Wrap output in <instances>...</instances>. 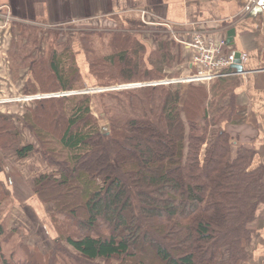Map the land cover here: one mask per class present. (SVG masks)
<instances>
[{"label":"trees","instance_id":"16d2710c","mask_svg":"<svg viewBox=\"0 0 264 264\" xmlns=\"http://www.w3.org/2000/svg\"><path fill=\"white\" fill-rule=\"evenodd\" d=\"M39 32L21 27L19 34L38 46ZM135 39L115 34L106 56L86 46L90 75L107 86L156 78L170 67L173 43H159L144 60L145 48ZM58 46L49 47L48 62H33L32 92L80 89L72 50ZM233 81L189 86L184 101L179 85L123 90L106 106V132L94 120L86 92L37 100L23 121L42 159L56 169L36 179L34 193L43 203L54 202L64 218L58 238L89 262H247L251 225L264 206V164L255 163L252 146L221 128L235 125ZM10 130L12 123L0 117L2 153L16 143ZM33 151L28 145L15 154L24 159ZM9 236L0 227V264H38L7 257L2 248Z\"/></svg>","mask_w":264,"mask_h":264},{"label":"crops","instance_id":"0c3cea01","mask_svg":"<svg viewBox=\"0 0 264 264\" xmlns=\"http://www.w3.org/2000/svg\"><path fill=\"white\" fill-rule=\"evenodd\" d=\"M74 18L97 29H120L133 22L141 27H166L179 44L180 61L188 60L187 72L192 52L184 44L195 32L214 40L224 39L227 50L242 67L235 88L229 92L234 97L232 120L255 134L251 140L239 141L252 146L256 164H264V0H0V117L12 123L10 134L16 137L13 150L0 152V212L13 219L8 228L17 219L13 213L20 205L35 208L31 189L36 165L41 167L42 160L38 154L35 157V150L22 160L15 151L28 145L36 147L30 127L23 121L35 101L25 98L36 93L46 95L30 89L34 84L32 64L50 58L49 46L28 44L20 37V28L32 27L29 24L40 30L63 28ZM76 59L78 63L83 61L80 54ZM37 170L49 172L45 168ZM15 195L25 197L19 201ZM252 227L255 236L243 264H264V206Z\"/></svg>","mask_w":264,"mask_h":264},{"label":"rangeland","instance_id":"374dc122","mask_svg":"<svg viewBox=\"0 0 264 264\" xmlns=\"http://www.w3.org/2000/svg\"><path fill=\"white\" fill-rule=\"evenodd\" d=\"M133 24L126 25L125 28L115 29V28H95L90 25L81 24V20L79 19H71L63 28H49V29H41V33L37 35V41L40 43L47 44L49 47L61 46V49H71L75 58L76 66L79 72V82H80V89L64 92L60 90H54L52 93L46 94L45 96H51L59 93H67V96L75 95L78 93H87L92 97L91 99V111L94 120L96 121L98 127L103 132L107 131L108 127V117L109 114L107 113V105L112 102L111 98L115 97V94L122 92L123 90L129 89H120V90H113L118 87H128L130 85H143L148 82H157L162 80H179L183 78V76L187 75L188 72L185 71L186 68V59L184 61L181 56H179V50L177 47L176 41H174V36L172 32L167 29L166 27H141L139 23L133 22ZM68 25V26H67ZM29 26L35 27L36 29L39 28L37 25L29 24ZM170 31V34L167 32ZM131 31V32H129ZM47 32L51 34H47ZM130 35L131 37L136 38V41H139L141 45L145 48V56L144 60L148 59L151 55V52H155V49L158 48V44L161 42H168L170 43V48L174 45L171 49V55L174 56V60L172 61L170 67H166L162 73H155L151 71V74H157L158 77L152 78L145 81H132L128 83H121V82H112L110 81L107 86L102 85V83L95 79L93 76L90 75V70L88 68L86 53L84 52L85 47H91L95 50L96 56H106L111 52L110 42L113 39L115 34H122L124 33ZM128 32V33H127ZM36 34V33H35ZM35 34H32V40H34ZM42 35V36H41ZM49 38L48 40L46 39ZM25 39V38H24ZM46 40V41H44ZM46 42V43H45ZM28 44H32L33 42L27 41ZM173 43V44H172ZM172 44V45H171ZM177 45V46H176ZM51 49V48H50ZM58 52H61L59 49ZM182 52V51H181ZM80 54L82 56L83 61L77 62L76 55ZM183 55V52H182ZM185 57V56H184ZM186 58V57H185ZM147 69H151L147 66ZM106 71V70H105ZM109 73V72H108ZM185 73V74H184ZM234 79L233 83L236 81V77H232ZM212 83L208 84H188V83H177V84H170L163 87H170L179 85L181 87V96L184 101L186 90L189 86L192 85H212ZM160 87V86H157ZM142 88V87H138ZM132 88V89H138ZM38 94L36 93L37 96ZM42 96V95H41ZM45 98H52V97H44ZM59 98V97H56ZM226 99V97H225ZM36 103L37 100H34ZM182 101V102H183ZM226 101H224L225 103ZM106 107V108H105ZM234 116V115H233ZM233 119V118H232ZM238 123V122H237ZM236 127V128H235ZM246 126L241 124H222L221 128L226 129L229 131L233 136L238 137L235 139L236 141H248L251 138L255 137V134L249 130H243ZM32 134V133H31ZM33 137V136H32ZM241 137V138H239ZM34 139V138H33ZM239 141V142H240ZM35 157L36 154L39 155V158L42 160L41 167L36 165L35 176L33 179V188L32 193L35 197V208H24L23 205L19 206V209L13 213L15 217H17L15 222H12L10 228L9 223L10 218L8 216L4 217L5 213H0V227L4 228L10 236V242L7 246H3L2 251L8 257L9 254H14V261L23 260L24 262L35 259L36 263L38 264H119L116 261L105 262L103 260H98L95 262H89L86 260L81 259L69 246H67L64 241L59 239L60 232L57 229L61 223H64V218L62 215L57 214V205L54 202H41L39 196L34 193V183L37 178L42 175H47L51 172H54L56 169L50 167L43 159H42V149L35 141ZM16 143L12 146V148L6 150L4 153L13 150ZM34 152V151H33ZM30 153V155H32ZM29 155V154H28ZM29 155V156H30ZM26 158V157H25ZM24 158V159H25ZM22 160V159H20ZM36 160V158H35ZM44 165V166H43ZM48 167V168H47ZM49 172L43 173V171H38L37 169H42ZM17 199L22 200L25 196L15 195ZM12 215V216H13ZM255 222V221H254ZM253 225V224H252ZM251 225V226H252ZM253 228V227H252ZM7 236V235H6ZM20 246V248H18ZM20 264V263H19Z\"/></svg>","mask_w":264,"mask_h":264},{"label":"built area","instance_id":"2783aa9c","mask_svg":"<svg viewBox=\"0 0 264 264\" xmlns=\"http://www.w3.org/2000/svg\"><path fill=\"white\" fill-rule=\"evenodd\" d=\"M191 51L188 74L179 80H162L157 82H148L143 85H130L128 87L116 88L132 89L138 87H157L167 86L177 83L190 84H208L218 79L239 76L232 70L235 61L233 53L227 50V45L224 39L214 40L207 38L201 32H195L189 43H185ZM67 93H59L52 97H64ZM48 96H28L26 101L39 100Z\"/></svg>","mask_w":264,"mask_h":264},{"label":"water","instance_id":"95a60500","mask_svg":"<svg viewBox=\"0 0 264 264\" xmlns=\"http://www.w3.org/2000/svg\"><path fill=\"white\" fill-rule=\"evenodd\" d=\"M232 68L237 72V73H242V67L240 66V61L236 58L235 56V61L233 63Z\"/></svg>","mask_w":264,"mask_h":264}]
</instances>
